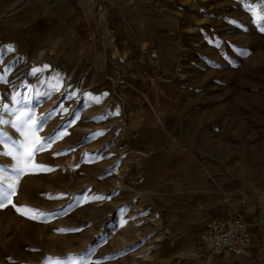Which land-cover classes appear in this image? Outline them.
Here are the masks:
<instances>
[{
	"label": "rangeland",
	"instance_id": "374dc122",
	"mask_svg": "<svg viewBox=\"0 0 264 264\" xmlns=\"http://www.w3.org/2000/svg\"><path fill=\"white\" fill-rule=\"evenodd\" d=\"M262 28L264 0H0V120L57 136L0 207V264H227L199 234L264 201Z\"/></svg>",
	"mask_w": 264,
	"mask_h": 264
},
{
	"label": "snow or ice",
	"instance_id": "6c2138e0",
	"mask_svg": "<svg viewBox=\"0 0 264 264\" xmlns=\"http://www.w3.org/2000/svg\"><path fill=\"white\" fill-rule=\"evenodd\" d=\"M249 9V12H253ZM264 31V28L261 29ZM12 50L11 46L8 48ZM0 82H4V78L0 77ZM99 102V98H95ZM6 123L11 124L12 131L15 136L6 133H0V156L7 158L10 162H14L12 171L15 173L14 177H0V207L6 206L11 203V197L16 193V185L19 181L21 174H28L29 167L39 171H52L49 166L39 165L35 163V156L40 152L45 151L57 139V136H49L41 138L37 134L42 130L43 123L38 121L30 112L21 111L15 120L7 122L0 120V125ZM55 155H60L57 153ZM4 179L8 180L7 185H4ZM99 199V197H97ZM16 207L18 213L23 214L20 207ZM28 212L35 213L36 210L28 209ZM37 215H47L40 214ZM28 218L36 219V215H31ZM64 231V230H59Z\"/></svg>",
	"mask_w": 264,
	"mask_h": 264
},
{
	"label": "built area",
	"instance_id": "2783aa9c",
	"mask_svg": "<svg viewBox=\"0 0 264 264\" xmlns=\"http://www.w3.org/2000/svg\"><path fill=\"white\" fill-rule=\"evenodd\" d=\"M250 239V226L239 217L209 219L199 234L200 243L207 252L224 258L243 255Z\"/></svg>",
	"mask_w": 264,
	"mask_h": 264
},
{
	"label": "crops",
	"instance_id": "0c3cea01",
	"mask_svg": "<svg viewBox=\"0 0 264 264\" xmlns=\"http://www.w3.org/2000/svg\"><path fill=\"white\" fill-rule=\"evenodd\" d=\"M141 151H143L144 153H147L148 155L151 153L152 154L158 153V150L156 148H154L151 151V148L148 145L146 148L141 147V149L137 148L135 150L136 153H139ZM174 157H175V154L172 151L168 156V162H170V164H171V161H173ZM173 167H174V164H173ZM186 173L187 172L185 170H181L179 172H176V170L175 171L170 170V175H169L170 177L167 182H169L170 185L176 186L177 187L176 189H179L180 191L181 187L178 188L177 185H180L185 181ZM256 204L252 210L248 211V213H246L243 216V219L250 225L251 234H252V240L244 251L243 259L246 261H249L251 264H264V201L260 200ZM259 221L261 224L258 223ZM241 258L242 257L240 256L233 257V258L230 257L224 260L227 262V264H231L230 263L231 261L232 262L243 261Z\"/></svg>",
	"mask_w": 264,
	"mask_h": 264
},
{
	"label": "bare ground",
	"instance_id": "6f19581e",
	"mask_svg": "<svg viewBox=\"0 0 264 264\" xmlns=\"http://www.w3.org/2000/svg\"><path fill=\"white\" fill-rule=\"evenodd\" d=\"M45 33V32H44ZM45 35H46V33H45ZM39 36V35H38ZM40 37V36H39ZM38 38V37H37ZM46 39V38H45ZM44 44V43H43ZM45 44H47V43H45ZM41 45V44H40ZM50 45V44H49ZM47 46V45H46ZM115 175H119V173L118 172H115Z\"/></svg>",
	"mask_w": 264,
	"mask_h": 264
}]
</instances>
